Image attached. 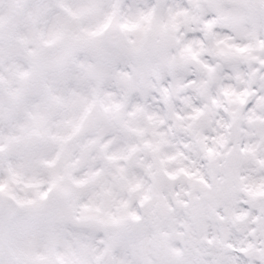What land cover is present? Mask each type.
<instances>
[{
  "label": "snow or ice",
  "instance_id": "obj_1",
  "mask_svg": "<svg viewBox=\"0 0 264 264\" xmlns=\"http://www.w3.org/2000/svg\"><path fill=\"white\" fill-rule=\"evenodd\" d=\"M0 264H264V0H0Z\"/></svg>",
  "mask_w": 264,
  "mask_h": 264
}]
</instances>
